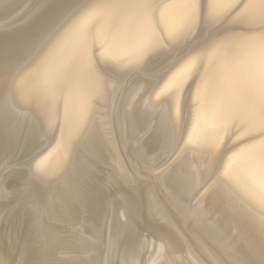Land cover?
<instances>
[{
    "label": "water",
    "instance_id": "1",
    "mask_svg": "<svg viewBox=\"0 0 264 264\" xmlns=\"http://www.w3.org/2000/svg\"><path fill=\"white\" fill-rule=\"evenodd\" d=\"M0 264H264V0H0Z\"/></svg>",
    "mask_w": 264,
    "mask_h": 264
}]
</instances>
